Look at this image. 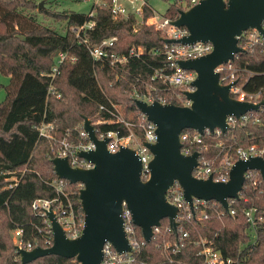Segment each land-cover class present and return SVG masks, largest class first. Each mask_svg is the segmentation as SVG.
<instances>
[{
	"label": "trees",
	"instance_id": "trees-1",
	"mask_svg": "<svg viewBox=\"0 0 264 264\" xmlns=\"http://www.w3.org/2000/svg\"><path fill=\"white\" fill-rule=\"evenodd\" d=\"M111 2L93 3L87 13L39 9L66 21L65 31L60 32L39 23L35 15L27 11L38 7L35 0H0V71L9 74L5 96L0 101V264H21L12 239L14 228H21L23 238L36 245H50L43 239V234H51L50 226L32 210L31 202L38 196H55L50 182L59 177L52 158L57 155L63 137L75 142L86 140L80 134L84 117L90 119L97 136L111 129L127 133L114 115L113 104H125L137 116L140 110L134 102L135 94L148 91L178 103L170 97L173 89L158 77H152L167 61L163 32L144 21L151 9L144 6L141 21L134 12L125 18H114ZM180 9L181 4L174 0L163 14L175 18ZM90 20L93 21L91 27L78 32L71 29ZM110 36H116L109 46L112 52L128 55L132 47L138 46L141 51L114 65L110 57L94 59L89 46ZM60 50H67L75 60H64L51 79L45 73L50 71L54 55ZM231 63L244 90L258 92L259 99L263 98L264 37L261 42L238 51ZM50 84L53 90L48 92ZM247 118L244 123H237L219 134L204 132L208 147L199 150L213 167H218L225 152L236 160L238 146L254 144L264 149V104L249 111ZM40 126L45 134L40 133ZM218 141L221 142L219 147L214 145ZM252 171L255 183L251 178L244 180L239 197L231 203L234 213L226 211L219 202L209 206L214 201L210 200L207 217L191 215L189 219H179L177 233L171 230L168 218L163 217L151 239L141 246L137 260L145 264H208L199 254L200 245L195 242L201 235L219 247L225 256L233 258L234 264L239 261L264 264V218L258 225L255 241H250L246 230L249 222L244 209L247 206H257V213L264 215L262 177L259 171ZM12 174L21 178L17 185L7 187ZM66 187L77 188V184L67 180ZM77 205L83 216L79 201ZM182 229L188 231L187 237H181ZM136 230L141 236L137 225ZM167 242L169 246H165ZM75 263L74 257L50 253L24 264Z\"/></svg>",
	"mask_w": 264,
	"mask_h": 264
},
{
	"label": "water",
	"instance_id": "water-1",
	"mask_svg": "<svg viewBox=\"0 0 264 264\" xmlns=\"http://www.w3.org/2000/svg\"><path fill=\"white\" fill-rule=\"evenodd\" d=\"M41 5L42 2H39L38 7ZM263 20L264 0H199L179 10L171 22L175 26H185L188 32L179 38H164V41L184 44L210 41L213 48L205 54L178 60L181 67L196 72L192 81L195 88L186 92L191 100L189 104L161 103L158 100L147 102L141 98L134 100L140 112L156 125V140L146 142L152 153L148 164L149 177L141 178V161L131 147L121 146L116 151H109L106 147L108 138H99L90 119L84 117L83 128L95 146L88 150L80 149L78 154L93 165L88 168L72 166L66 156L52 158L58 177L83 184L79 190L84 214L82 231L77 237H68L49 208L47 218L53 241L49 246L17 248L21 264L50 253L74 257L75 264H99L106 241L118 252L130 251L131 245L120 215L122 201L130 208L132 221L140 227L146 242L163 217L168 218L171 230L177 233L178 207L166 196L168 187L175 181L181 185L183 197L190 208L196 197L218 201L227 209L228 199L239 197L248 169L259 171L264 185L263 156L234 160L227 180H214L211 175L197 177L192 170L198 163L199 152L182 153L179 139V133L184 128L200 133L219 128L224 132L228 128L227 116L239 118L264 104V97L257 101L233 97L229 92L230 85L219 81V72L215 69L231 61L238 51L244 50L238 44L243 30L256 28L264 35Z\"/></svg>",
	"mask_w": 264,
	"mask_h": 264
},
{
	"label": "built area",
	"instance_id": "built-area-1",
	"mask_svg": "<svg viewBox=\"0 0 264 264\" xmlns=\"http://www.w3.org/2000/svg\"><path fill=\"white\" fill-rule=\"evenodd\" d=\"M178 1L181 4V8H188L199 0ZM144 6L151 9L150 15L144 19L145 23L153 24L156 28H159L163 32V38H179L188 32L185 26L173 25L171 21L174 18H170L165 16L163 13L161 14L157 12L149 5L148 0H112V16L114 18H125L130 12H134L138 14L139 17H141ZM92 24L93 21L90 20L81 26H72L71 29L75 32H78L81 28L91 27ZM261 26L264 29V20L261 22ZM263 37L264 35H262L256 28H248L241 32L238 37V43L241 41V44L239 43V45H241L243 48H246L252 44L261 42ZM114 39H116V36H110L89 46V51L93 58L103 60L106 57H110V63L114 65L115 63L126 60L131 54L138 55L141 51V47L138 46L132 47L128 55L112 52L109 50V46L112 44ZM164 44V54L167 61L166 66L156 69L152 77H158L162 83L173 89V94L170 97H173L178 102L177 104L187 105L191 100L187 97L186 92L195 88L192 84V81L196 77V72L192 69L181 67L178 63V60L205 54L213 48V45L210 41H196L194 43L185 44L181 42L164 41ZM66 59L74 61L75 56L69 54L67 50L58 51L54 55V62L50 71L46 72L45 74L50 76L52 79L58 72L60 64ZM231 61L220 64L215 68L219 72V81L224 84H229L230 94L237 99L249 101L259 100L256 98L258 92L253 93L244 90L242 84L238 81L235 68L233 67ZM52 90L53 85L50 84L48 92ZM57 95H59V93ZM136 98L144 99L147 102H151L153 100H158L161 103L171 102L170 99H167V96L153 94L149 91L136 93L135 99ZM113 106L115 109L114 115L116 116V119L121 122L123 126H125L127 133H121L118 129H111L101 132L98 137L108 138L106 147L109 151H116L121 146L131 147L141 161L142 166L140 176L142 179H147L150 175L148 164L152 157V153L146 142H154L156 140V125L147 119L146 116L141 112L137 116L134 115L125 104H113ZM101 107H103V105ZM247 117L248 112L241 115L239 118H236L232 115L227 116L226 121L228 128L234 126L237 123H244L248 119ZM204 132H215L216 134H219L222 131L219 128H215L214 131H209L206 129ZM40 133L45 134L42 126H40ZM80 134L86 138L85 141L80 140L75 142L63 137L60 140V146L56 156H66L72 166L88 168L91 167L93 163L90 160H87L85 157L80 156L78 154V150L92 149L95 145L88 138L87 132L83 128V125L80 130ZM203 134L204 133H200L194 129H182L179 133L181 152L184 154H190L195 150L199 152L198 163L193 167L192 170L193 175L202 178L211 175L214 180H227L229 177V170L232 163L234 162V159H231L229 153L225 152L223 157L220 159L218 167H213L210 161L199 150L201 147H203V149L208 147V142H206L203 138ZM214 145L219 147L221 142H215ZM235 152L238 156L237 158L246 159L253 155H261L264 157V149L258 148L254 144L246 147L238 146L235 149ZM252 170L255 169H248L245 171V179L251 178V182L255 183V178L252 179ZM20 178L21 175L12 174L10 176V181L8 184H6V186L13 187L17 185ZM66 181V179L59 177L57 180L50 182L52 185H54L56 192L53 198L38 196L35 197L31 202L32 210L44 217V220L50 226L51 234H43L44 242L48 244H51L53 241L50 221L47 218V211L49 208H51L54 212L57 220L61 224L68 237H77L82 231L84 214L83 216L79 214L77 201L80 202L79 190L83 184L81 182H76L77 188H67ZM166 196L171 203L177 205L178 207L176 220H186L189 219L191 215L197 218L207 217L206 207L208 206V202H210V200L194 197L193 207L190 208L187 201L183 197L182 187L178 182L175 181L168 187ZM234 199L235 198L228 199V207L225 209L231 214L234 213V209L231 207V203L234 201ZM212 202L213 203L209 206H214V204H216L218 201L214 200ZM244 212L247 221L249 222L246 230L250 236V241L253 242L257 238L258 225L263 220L264 215L262 212L257 213L258 208L255 205L247 206L244 209ZM120 215L122 217L124 233L131 245V250L118 252L110 242L106 241L102 247V259L99 264H145L143 261L137 260V253L141 249L143 243L146 241L143 239L142 235L138 236L136 224H134L132 221L131 210L127 207L125 201H122ZM187 236L188 231L186 229H182L181 237ZM12 238L16 250L17 248L31 249L36 246L33 241L23 238L22 229L19 227L12 230ZM195 242L200 245L199 254L202 255L204 262L208 264H234L235 260L233 258L225 256L219 247L208 241L203 236H198ZM165 246H169V242L165 243ZM169 260L172 261V258L169 257ZM237 264L243 263L239 261Z\"/></svg>",
	"mask_w": 264,
	"mask_h": 264
},
{
	"label": "rangeland",
	"instance_id": "rangeland-1",
	"mask_svg": "<svg viewBox=\"0 0 264 264\" xmlns=\"http://www.w3.org/2000/svg\"><path fill=\"white\" fill-rule=\"evenodd\" d=\"M38 4L42 2L41 7H37L33 10H27L35 15L39 23L50 26L60 32H64L66 29V21L63 19H57L49 16L39 9L45 8L47 10L63 11L74 10L87 13L93 3L101 2L102 0H35ZM174 0H148L149 5L159 13H163L169 3ZM138 21L140 17L135 13ZM239 44V43H238ZM241 44V43H240ZM9 82V74H5L0 71V101L5 96V85ZM259 99V94L256 96Z\"/></svg>",
	"mask_w": 264,
	"mask_h": 264
},
{
	"label": "crops",
	"instance_id": "crops-1",
	"mask_svg": "<svg viewBox=\"0 0 264 264\" xmlns=\"http://www.w3.org/2000/svg\"><path fill=\"white\" fill-rule=\"evenodd\" d=\"M13 239V238H12Z\"/></svg>",
	"mask_w": 264,
	"mask_h": 264
}]
</instances>
